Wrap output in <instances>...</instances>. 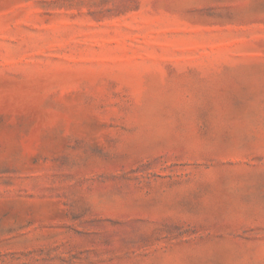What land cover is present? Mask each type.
I'll return each mask as SVG.
<instances>
[{"label": "rangeland", "instance_id": "374dc122", "mask_svg": "<svg viewBox=\"0 0 264 264\" xmlns=\"http://www.w3.org/2000/svg\"><path fill=\"white\" fill-rule=\"evenodd\" d=\"M0 264H264V0H0Z\"/></svg>", "mask_w": 264, "mask_h": 264}]
</instances>
